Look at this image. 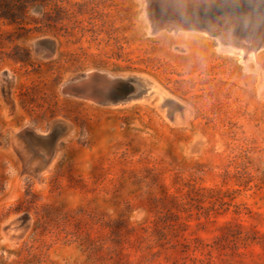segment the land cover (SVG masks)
Instances as JSON below:
<instances>
[{
  "label": "rangeland",
  "instance_id": "374dc122",
  "mask_svg": "<svg viewBox=\"0 0 264 264\" xmlns=\"http://www.w3.org/2000/svg\"><path fill=\"white\" fill-rule=\"evenodd\" d=\"M44 3L0 18V264H264V45L156 28L154 0ZM91 72L100 100L66 92Z\"/></svg>",
  "mask_w": 264,
  "mask_h": 264
},
{
  "label": "bare ground",
  "instance_id": "6f19581e",
  "mask_svg": "<svg viewBox=\"0 0 264 264\" xmlns=\"http://www.w3.org/2000/svg\"><path fill=\"white\" fill-rule=\"evenodd\" d=\"M215 1L218 0H154L153 17L155 18V26L156 28L165 29L172 33L179 31L182 27L188 30L198 28L205 32L225 36L226 41L233 43L237 47L243 49V51L247 49L250 53H254L258 46L264 45V0L262 2L263 4L251 0L248 7H246L245 4L246 13H251L247 18L233 17L230 20H221L219 24L216 23L218 19L215 18V12L218 13L220 10L213 12V8L208 7ZM225 2L226 3L223 2V4L219 6L221 7L220 9L227 4V0ZM210 8H212V10ZM221 17L219 16V18ZM233 20L240 22L244 30L235 32L234 25H232ZM250 21L254 22L256 26L250 27L249 31H246V28H249L247 23ZM94 75L96 79H94ZM110 82L109 75L101 72H91L84 78V89H81L79 85H74L73 88L75 91H78V93H82L91 99L100 100L103 96V89L108 87ZM117 91L119 94H124L123 90L119 87H117ZM115 97L117 99L121 98L120 95H116ZM29 136L32 139L30 140L32 147L37 151H41L44 155L45 162L48 163L53 155L52 147L55 143L56 135H41L30 130ZM44 143H47V148L51 156H48Z\"/></svg>",
  "mask_w": 264,
  "mask_h": 264
},
{
  "label": "trees",
  "instance_id": "16d2710c",
  "mask_svg": "<svg viewBox=\"0 0 264 264\" xmlns=\"http://www.w3.org/2000/svg\"><path fill=\"white\" fill-rule=\"evenodd\" d=\"M46 0H40V4L45 6L44 3ZM38 0H0V18H4L10 21L22 22L28 18L27 10L34 4H36ZM65 11L64 8H55V14L52 15L49 12L47 15L50 18H56L61 14V12ZM50 25V23H46Z\"/></svg>",
  "mask_w": 264,
  "mask_h": 264
},
{
  "label": "water",
  "instance_id": "95a60500",
  "mask_svg": "<svg viewBox=\"0 0 264 264\" xmlns=\"http://www.w3.org/2000/svg\"><path fill=\"white\" fill-rule=\"evenodd\" d=\"M41 41L43 42V43H47L49 40L48 39H41ZM46 55H50V54H46ZM130 82H128V81H124V82H120V84L117 86V87H119V88H121L122 90H123V93H124V96L125 97H121V98H118L117 100H115V101H120V100H122V99H125V98H127L129 95H130V93H131V91L133 90V88L131 89V87H130ZM70 87H71V89L69 90V91H66L67 93H70V94H74V95H77V96H80V95H78V93H76V92H78V91H75L74 90V86H71V85H79L80 87H81V89H84V85H85V83H84V77H82V78H80V79H77V80H73L72 82H70ZM83 91V90H82ZM82 95V94H81ZM82 96H84V95H82ZM81 97V96H80ZM107 101H109V100H107V99H105L104 98V100H102V102H107ZM29 132H30V130L28 129V127H25V128H23V129H21L18 133H17V135L18 136H20V137H24V138H26V139H29V140H32L31 139V137L29 136Z\"/></svg>",
  "mask_w": 264,
  "mask_h": 264
}]
</instances>
